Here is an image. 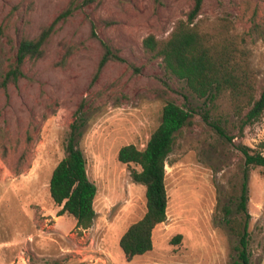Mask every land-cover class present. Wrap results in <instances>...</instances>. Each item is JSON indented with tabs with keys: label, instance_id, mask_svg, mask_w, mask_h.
<instances>
[{
	"label": "rangeland",
	"instance_id": "obj_1",
	"mask_svg": "<svg viewBox=\"0 0 264 264\" xmlns=\"http://www.w3.org/2000/svg\"><path fill=\"white\" fill-rule=\"evenodd\" d=\"M194 0H0V264H230L237 237L225 217H237L243 179L241 146L264 154V115L238 132L227 95L207 103L165 72L143 47L164 38ZM229 21L264 85V0H202V30ZM107 21V23H105ZM53 31L39 58L26 59L23 76L2 86L20 39ZM94 30L95 34H92ZM102 42L120 60L98 70ZM191 110L165 164L166 218L152 248L127 260L119 239L145 210L135 164L117 160L122 145L144 147L167 101ZM87 175L97 189L86 229L55 204L51 171L63 156L70 125ZM220 126L225 134L217 129ZM251 264H264V167L247 166Z\"/></svg>",
	"mask_w": 264,
	"mask_h": 264
},
{
	"label": "trees",
	"instance_id": "obj_2",
	"mask_svg": "<svg viewBox=\"0 0 264 264\" xmlns=\"http://www.w3.org/2000/svg\"><path fill=\"white\" fill-rule=\"evenodd\" d=\"M201 3L202 0H194L186 17L178 19L166 37L157 38L150 33L142 39V45L153 57L161 59L165 72L184 81L195 96L212 103L227 95L238 119V132L242 135L246 126L264 115V85L257 91V75L250 61V51L243 46V39L232 31L228 20L210 30H202L198 26L195 19ZM53 26L43 27L36 37L24 36L20 39L15 59L3 74V87L16 83L23 76L22 65L26 59L42 56L43 45ZM92 34H95L94 30ZM101 44L98 70L109 60L121 59L117 49L106 42ZM77 120L82 118L70 125L63 144L64 154L51 171L48 191L52 201L61 206L60 212L71 215L77 228L86 229L95 216L93 202L97 189L88 178L84 152L77 146V136L83 125ZM192 120L191 110L167 100L161 107L160 121L144 147L129 143L122 145L117 152L119 162L139 166V169L131 170L130 176L144 186V213L127 226L119 239V246L127 260L151 250L153 229L166 218L165 164L181 129L190 125ZM217 129L225 134L220 126ZM240 149L244 175L237 195L238 216L225 217V223L237 237L234 247L236 256L230 264H251L246 167H264V154L245 145Z\"/></svg>",
	"mask_w": 264,
	"mask_h": 264
}]
</instances>
